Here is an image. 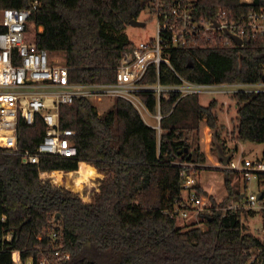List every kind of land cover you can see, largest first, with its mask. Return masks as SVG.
<instances>
[{
    "label": "trees",
    "instance_id": "obj_1",
    "mask_svg": "<svg viewBox=\"0 0 264 264\" xmlns=\"http://www.w3.org/2000/svg\"><path fill=\"white\" fill-rule=\"evenodd\" d=\"M35 1L30 20L37 28L38 45L64 52L72 82L103 83L116 80L123 50L135 44L125 29L151 0H0V15L9 7H33ZM219 6L239 14L264 9V0H198L196 12L209 17ZM4 29L0 25V32ZM226 40L218 36L213 44L172 50L174 69L162 64L161 81L177 83V73L200 83L264 81L263 37L244 46L225 44ZM157 78L152 64L141 81ZM139 95L157 114L156 95ZM233 98L238 105V139L264 143V90H240ZM218 105V99L203 105L198 94L180 97L175 92L161 101L159 132L130 99L119 97L99 112L92 98L77 97L60 106L61 128L76 131V155L47 154L39 164L26 163L0 147V264H16L14 250L21 251L23 261L34 256L38 264L40 248L49 247L48 237L38 235L54 220L64 233L62 249L70 252L60 264H264V241L249 231L241 211L212 208L213 213H204L206 229L179 226L172 215L184 194L179 162L206 161L202 150L192 148L191 132L205 121L217 138L221 136ZM46 129L41 116L32 125L20 119L19 145L35 150ZM221 153L225 154L223 146L217 150L220 158ZM84 163L105 173L90 202L63 184L40 178L42 170L76 171ZM230 172L226 170L225 183L233 194ZM197 187L200 194L206 192Z\"/></svg>",
    "mask_w": 264,
    "mask_h": 264
},
{
    "label": "built area",
    "instance_id": "obj_2",
    "mask_svg": "<svg viewBox=\"0 0 264 264\" xmlns=\"http://www.w3.org/2000/svg\"><path fill=\"white\" fill-rule=\"evenodd\" d=\"M197 2L198 0H151L143 10H148L156 19V35L149 41L135 43L132 47L124 49L117 66L116 80L103 83L72 82L70 67L65 61L60 63L58 59L51 57L52 52L38 45L35 40L37 28L30 20L32 9L37 7L38 1L33 3V7L3 9L0 15V25L5 27L0 32V147L20 155L26 163L39 164L41 157L47 154L76 155L77 148L73 140L76 131L61 128L60 106L64 103H72L77 97H90L98 101L124 97L136 104L137 99L143 102L139 95L140 91H151L158 100L156 116L161 129L163 117L161 101L163 98L170 100L175 92L182 97L205 91L236 93L240 90H264V88L230 89V85L264 86V81L200 83L187 79L179 73L177 74L180 81L177 83L166 84L161 81L162 64H168L174 69L170 59L174 49H191L213 44L217 42L218 36L224 35L227 37L225 44L237 46H244L252 39L261 37L264 39V9L253 8L237 14L225 6H219L211 16L201 17L196 12ZM241 2L253 3L254 0H241ZM31 26L34 30H31ZM38 29L42 30V27ZM229 33L239 36L243 43L237 44ZM152 64L156 65L158 78L155 82L143 83L141 80ZM37 116L44 119L47 125L46 133L35 150L23 148L19 145V121L24 119L32 125ZM154 127L158 126L154 125ZM229 142L230 140L224 142L227 160L219 158L212 166L242 175V188L249 192L241 188L237 197L230 199L220 209L225 213L241 211L243 217L246 213L251 215L263 212L264 159L262 157L249 159L244 155L245 151H242L236 159L238 146L230 147ZM179 164L182 167V184L188 196L183 194L177 201L172 215L188 217L190 212H195V216L200 217L201 211L210 207L209 196L213 190L201 185V178L196 173L200 164L193 161H181ZM82 167L83 164L80 168ZM79 169L60 171L68 174L78 172ZM53 171H40V178H51ZM91 180L96 181V177ZM253 180L256 189L251 187ZM100 184L101 182L99 186L91 187L90 183L85 182L82 190L85 189L88 200L91 196L93 200L100 191ZM198 185L208 192L200 194ZM262 227L264 228V224ZM44 236L49 239V247L40 248L41 257L38 264H60L70 258V252L62 249L64 233L58 221L54 220L52 227H45L38 238L42 239ZM10 237L9 234L8 238ZM13 257L16 264H25L29 261L30 264H34L35 260L34 256H30L23 261L20 250H14Z\"/></svg>",
    "mask_w": 264,
    "mask_h": 264
},
{
    "label": "rangeland",
    "instance_id": "obj_3",
    "mask_svg": "<svg viewBox=\"0 0 264 264\" xmlns=\"http://www.w3.org/2000/svg\"><path fill=\"white\" fill-rule=\"evenodd\" d=\"M152 14L148 10H143L140 14V16L133 20L131 24L127 26L125 29V34L127 35L128 39L136 44H139L142 41H149L152 37L156 35V24L157 21L154 17L151 16ZM31 26V30H34V27ZM229 38V37H228ZM51 57L56 58L59 60L60 63H64L65 61V54L63 51L59 52H52ZM240 83V82H237ZM261 89L264 88V86H236V85H230V89ZM219 89H225V88H219ZM235 93L233 92H225V91H205L203 93L198 94L200 97V101L202 104L208 105L209 102L213 99H218L219 101V119H220V124L222 127L220 128V137L217 138L215 135H213V142H212V148L210 147V150L214 157H217L218 159V154L217 150L220 152V149L222 146H225V141L230 140L229 146L230 147H236L238 146V151L235 153V158L238 159L239 156L241 155L242 151L244 152V155H246L247 158L249 159H257L261 158L263 155V150H264V143H256V142H251V141H241L238 139L237 131H236V126H237V115H238V105L233 98V95ZM97 106L99 112H104L110 107L113 106L115 103L116 99L115 98H105L103 101H98L95 99H92ZM138 100V99H137ZM135 101L136 106L139 108L140 112L142 113L143 117L146 119L145 121L150 124V125H156L158 126L159 132H161L162 128L160 129L159 127V121L157 119L156 114H153L146 105L141 102V101ZM204 121L202 122L203 126ZM202 126L199 130H195L191 132L189 141L192 145V148H199L200 150L203 149L204 143H202ZM215 131V130H214ZM210 135L207 132L206 135V141L208 143L207 149L209 148V142H210ZM240 141V142H235V141ZM211 145V144H210ZM211 154V153H210ZM207 162V164L205 163ZM204 164L202 162H196L199 164H202L201 167L198 169L196 172L197 175L201 178V185L206 187L207 189L213 185L212 189L213 192L209 196L210 197V207L205 208L204 211H201L200 217L195 216V212H190L188 217H183L182 215L177 217V223L179 226H183L184 228L190 227L194 224L201 226L203 229L207 228V222L206 218L204 217V213H213L214 212V207L215 209H220V207H223L230 199H233L237 197L238 192L242 188V183H241V177L242 175H239L236 172H230V177L232 178V187H233V194H231L230 190L228 189L226 183H225V178H226V170L223 169H218L214 168L212 166V163H208V158L206 157V161ZM85 164H91V163H84ZM93 165V164H91ZM95 166V165H94ZM96 167V166H95ZM81 169V168H80ZM79 169V170H80ZM98 170L97 176H96V181H93L90 183V186L93 187L94 185H98L101 182V177L105 176V173L99 171V169L96 167ZM54 171H59L60 170H54ZM62 179L57 180L54 175L50 176L52 182L60 185H65L68 188H70L72 191L75 193L79 194L80 197L83 199L85 202H90L92 196L88 200L87 193L82 188L78 189L75 188V182L78 179L79 176V171L75 173H62ZM89 184V183H88ZM85 185V183H84ZM83 185V186H84ZM251 187L253 189H256L255 182L251 183ZM245 192H249V190H246L242 188ZM207 191V190H206ZM208 192V191H207ZM206 192V193H207ZM184 195L188 196L187 190L184 191ZM92 201V200H91ZM220 202V203H219ZM213 208V209H212ZM221 210V209H220ZM251 215L246 213L244 217L242 216V219L245 221V223L248 225V229L250 232L260 235L262 239H264V228L262 227L264 224V217L262 212H258L256 215ZM30 262V261H29ZM29 262L25 264H30Z\"/></svg>",
    "mask_w": 264,
    "mask_h": 264
},
{
    "label": "bare ground",
    "instance_id": "obj_4",
    "mask_svg": "<svg viewBox=\"0 0 264 264\" xmlns=\"http://www.w3.org/2000/svg\"><path fill=\"white\" fill-rule=\"evenodd\" d=\"M210 135V134H209ZM210 138V137H209ZM98 173V170L96 169V167L94 165L91 164H85L80 170H79V176L78 179L75 182L74 187L75 188H82L84 187V183H92V178L96 177ZM52 175L55 176V178L57 180H61L62 179V174L59 171H53Z\"/></svg>",
    "mask_w": 264,
    "mask_h": 264
},
{
    "label": "crops",
    "instance_id": "obj_5",
    "mask_svg": "<svg viewBox=\"0 0 264 264\" xmlns=\"http://www.w3.org/2000/svg\"><path fill=\"white\" fill-rule=\"evenodd\" d=\"M203 105H205V104H203ZM221 125H224V124L221 123ZM152 126H154V125H152ZM224 126H226V125H224ZM202 131H203L202 143H204V147H203L202 151L204 152V154L208 158V163H212L213 164L220 158L219 155H218V159H216L217 157H214V155L212 154V152L210 150V147L212 148V142L214 140L213 139L214 130H213V128L210 125H208V123H206L204 121L203 126H202ZM207 132L210 134V142H209V148L208 149H207L208 143L206 141ZM205 163L207 164V162H205ZM200 165H202V164H200ZM201 168H204V167H201ZM212 187H213V185H211L209 188H211V190H213L214 188L212 189Z\"/></svg>",
    "mask_w": 264,
    "mask_h": 264
},
{
    "label": "water",
    "instance_id": "obj_6",
    "mask_svg": "<svg viewBox=\"0 0 264 264\" xmlns=\"http://www.w3.org/2000/svg\"><path fill=\"white\" fill-rule=\"evenodd\" d=\"M229 34H230V33H229ZM230 35L232 36V38L235 40V42H236L237 44L241 45V44L243 43V40H242L239 36H236V35H233V34H230ZM263 78H264V77H263ZM220 156H221V158H224L225 161H226L227 158H228L224 153H221ZM59 215H60V214H59ZM25 223H27V221H25L22 225H20V226L18 227L17 231H18L19 233L21 232L22 227H23V225H24Z\"/></svg>",
    "mask_w": 264,
    "mask_h": 264
}]
</instances>
